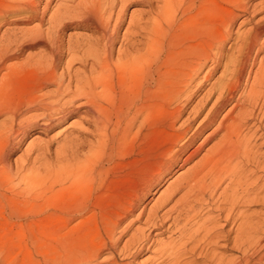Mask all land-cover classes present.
Segmentation results:
<instances>
[{
	"label": "bare ground",
	"instance_id": "bare-ground-1",
	"mask_svg": "<svg viewBox=\"0 0 264 264\" xmlns=\"http://www.w3.org/2000/svg\"><path fill=\"white\" fill-rule=\"evenodd\" d=\"M52 1L0 0V228L24 222L31 239L47 221L58 237L17 264H264V15L226 57L249 0ZM70 26L91 36L63 45ZM68 117L12 165L28 134Z\"/></svg>",
	"mask_w": 264,
	"mask_h": 264
},
{
	"label": "rangeland",
	"instance_id": "rangeland-1",
	"mask_svg": "<svg viewBox=\"0 0 264 264\" xmlns=\"http://www.w3.org/2000/svg\"><path fill=\"white\" fill-rule=\"evenodd\" d=\"M57 0H53L52 1V3L49 5V11H51L52 9H53V7H54V4H55V2H56ZM249 5L250 6H248V10H247V12H245V13H242L241 15H238L236 18H235V20L232 22V24H231V38H229L228 39V41H226L225 42V44H224V51H225V53L227 52V54H226V57L228 56V57H234L237 53V48H238V46H239V43H240V37L241 36H243L244 35V33L246 32V31H248L251 27H252V25L261 17V16H263L264 15V0H249ZM139 9H142V5H139V4H136V3H132V4H128L127 6H126V9H125V20H124V22H123V25L121 26V28H120V30L121 31H119V32H123V30H124V28H125V26H126V23H127V20H128V17H129V15H130V12L131 11H137V10H139ZM49 13V12H48ZM44 22H46V21H44ZM43 22V23H44ZM34 23H36L37 24V22L35 21H32V22H30L29 24H25V27H33V26H35V25H33ZM8 25H6V24H2L1 26H0V31L1 30H3L5 27H7ZM10 27H15V24L14 25H9ZM17 26V25H16ZM47 27V23H44V24H41V28L42 29H45ZM81 34V35H88V36H91V32L89 31V30H85V29H83V28H76V29H74V28H72L71 26L69 27V28H66L65 30H64V32H63V34H62V41H63V45H65L66 44V39H67V37H68V34ZM261 42H262V50L261 51H259V53H258V57H257V60L258 59H260L261 57L264 59V33H262V35H261ZM65 43V44H64ZM230 47V48H229ZM66 56V53L63 55V59H65L64 57ZM226 58L225 57H223L222 58V60H223V62H224V60H225ZM17 61H19V60H17ZM76 64V63H75ZM257 65V64H256ZM76 66H78L77 64H76ZM256 67V66H255ZM208 68V67H207ZM207 68H205V69H207ZM221 69H222V66L220 65L213 73H212V76H211V78H210V82L209 83H211V82H213V81H215L217 78H218V76H220V74H221ZM205 71V70H204ZM207 82V83H208ZM198 99V98H197ZM195 103V101L193 102V104ZM192 104V105H193ZM228 109V106H226V108H224V110L221 112V115L223 114V113H225L226 112V110ZM75 119H76V121H77V117H68V118H66L63 122H61V123H59L58 124V126L56 125L55 127H53L52 129H50L49 131H47L46 133L45 132H36V131H33V132H31L30 134H28L27 136H26V138L22 141V143L20 144V146H19V148L18 149H16L13 153H12V155H11V163H12V165L14 166L15 165V161H17V162H22L21 160H23L24 159V162H25V158L29 155H31V152L30 151H27V147L28 146H31L32 144L34 145L35 143H37L38 141H42V142H45V141H48L49 139H50V137H52V135L55 133V131H57V129L59 128H61V127H64V126H66V125H68L69 123H70V121H74L75 122ZM61 125V126H60ZM57 127V128H56ZM207 132H209V131H207ZM207 132H205V134L207 133ZM246 132V131H245ZM249 133H251V132H249ZM204 134V135H205ZM49 135V136H48ZM257 135H259V134H257ZM256 135V136H257ZM254 137L252 140H251V144H253V142L254 143H257V144H259V141L261 140V139H259V136H257V137ZM256 139V140H255ZM255 140V141H254ZM200 140H198V142H199ZM212 141H214V140H211L209 143H208V146L212 143ZM33 142V143H32ZM35 142V143H34ZM260 142H262V140L260 141ZM208 146H205V148L206 147H208ZM204 148V149H205ZM202 153V152H201ZM25 154H28L27 156L25 155ZM26 156V157H25ZM28 156V157H29ZM16 159V160H15ZM19 160V161H18ZM23 163V162H22ZM24 164V163H23ZM192 163L190 162V163H188V164H186L185 166H183L181 169H179V170H177V171H175L170 177H168V179H166L165 181H163L160 185H159V188L157 189V192H155L154 194H152V199L150 200V201H148V202H145L144 204H142V206H140V208L136 211V213L140 210V209H142V207H144V211L146 212V211H148V209H149V207L154 203V201H155V199L157 198V196L161 193V191L167 186V184L171 181V180H173L174 178H176V177H178V176H180V175H182V173L184 174L185 173V171H186V167H189L190 165H191ZM251 209L250 210H256L258 207L257 206H251L250 207ZM136 213L134 214V215H136ZM133 217H135V216H132V218ZM129 219H131V218H128L125 222H124V224L123 225H126L127 223H128V221H129ZM48 223V224H47ZM22 224V223H21ZM19 225V226H22V228H24L25 230H21V232H19L18 230L19 229H17L16 230V232L18 231L19 233H21V235H22V233H24V232H26L25 234H23V237H20L19 239H18V237L19 236H21L20 234L18 235L17 233H15L14 234V232H12L14 229H16V228H19L18 226L16 227V225H14V224H12L11 226H9V228H8V231L10 230V229H13V230H11V232L13 233V236H12V238L13 237H15V238H17V239H15V238H11V236H9V235H11V234H9L8 235V231L6 232V234H4V233H2V228H0V233H2V237H1V239H0V242L2 241L3 242V244L2 243H0L2 246L4 245L5 247H3V248H6V249H4L3 250V254H6V256L7 255H9V254H12L13 255V257H18L17 258V261H15V262H13L14 261V258L13 257H11L12 258V264H17V262H24V261H26L27 259V257H29V255L31 254V255H33V256H36V254L38 253V255L37 256H39L40 254H39V252L41 253V254H45L46 252H48L49 251V249H50V245L52 246V243L53 244H55V243H57L58 241L57 240H53V237H54V235L56 234H54L53 235V233L54 232H52V231H50V233L52 234H49V235H47L48 233H49V228L51 227V226H49V225H51V223H49V222H47V221H43V224H44V227H43V224H42V222H40L39 223V228L38 227H36V225H33V229H34V231H35V233H37V234H35V235H31V239H33V238H35L36 237V239H37V241L36 242H38V239H39V237H40V239H42L43 237H44V240H45V238H47L46 236H45V234L48 236V239L49 240H43L42 239V241H44V244H48L49 246H47L46 248L45 247H43V242H41L40 241V239H39V244L40 245H37L38 246V248H37V246L35 245V249H37L38 250V252H36V250H34V245L32 244L33 242H34V244H35V241L34 240H31V239H29L30 238V233L28 232V230H30V229H28V228H26L25 227V225L26 224H24V222H23V224L22 225ZM47 224V225H46ZM138 225H140V223L138 222V221H135V222H133V224L131 225V228L129 227V230H127V232H126V234H125V236H123V238H122V240H121V243H120V245L123 243V241H124V239H126L127 238V236L130 234V232L136 227V226H138ZM27 226V225H26ZM29 226V225H28ZM1 227V226H0ZM12 227V228H11ZM16 227V228H15ZM48 227V228H47ZM7 228V227H6ZM29 228H30V226H29ZM2 229V230H1ZM37 229V230H36ZM47 229H48V232H46L47 231ZM52 229V228H51ZM43 231V234H44V236L43 235H39V237L37 236L38 234H42V233H40V231ZM44 230H46L45 232H44ZM15 231V230H14ZM37 231V232H36ZM10 232V231H9ZM1 235V234H0ZM3 235L5 236V235H7L8 237H6L5 236V239L3 240ZM14 235H18V237H16V236H14ZM25 235V236H24ZM29 236V237H28ZM43 236V237H42ZM52 236V237H51ZM57 237V235H55V238ZM11 238V239H10ZM27 238V239H26ZM54 238V239H55ZM58 238V237H57ZM52 239V240H51ZM8 240H11L10 242L8 241ZM14 240V241H13ZM30 241L32 242V243H30ZM46 241H48V243H46ZM56 241V242H55ZM8 242L9 243H14V245L13 244H10V245H13V247L12 246H9L10 247V250H11V247L13 248V250L11 251L12 253H10V251H9V254H7L8 252H6V253H4L5 252V250H9V249H7L8 248ZM55 242V243H54ZM37 243V244H38ZM42 243V244H41ZM58 244V243H57ZM0 245V255H1V251H2V246ZM39 246H42V247H40L39 248ZM48 249V250H47ZM52 250V248L50 249V251ZM2 254V255H3ZM148 253H146V252H142V253H140V255H138L139 257H137L136 258V262H135V264H140L141 262V259H143L146 255H147ZM9 257H10V255H9ZM8 257V258H9ZM15 257V258H16ZM10 258V259H11ZM19 259V260H18ZM1 264H4V262H0ZM252 264H257V260L256 259H253L252 260Z\"/></svg>",
	"mask_w": 264,
	"mask_h": 264
}]
</instances>
